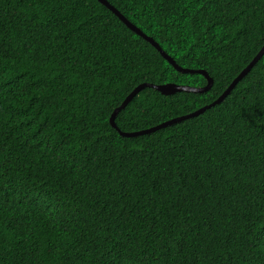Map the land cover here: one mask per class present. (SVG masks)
<instances>
[{
  "label": "trees",
  "instance_id": "trees-1",
  "mask_svg": "<svg viewBox=\"0 0 264 264\" xmlns=\"http://www.w3.org/2000/svg\"><path fill=\"white\" fill-rule=\"evenodd\" d=\"M108 1L214 80L143 88L123 131L264 45V0ZM145 82L208 79L99 0H0V264H264V54L124 136Z\"/></svg>",
  "mask_w": 264,
  "mask_h": 264
},
{
  "label": "water",
  "instance_id": "water-1",
  "mask_svg": "<svg viewBox=\"0 0 264 264\" xmlns=\"http://www.w3.org/2000/svg\"><path fill=\"white\" fill-rule=\"evenodd\" d=\"M101 3L105 4L106 6H108L110 9H112L119 17L121 20L124 21V23L131 28L132 30H134L136 33L142 35L144 38H146L148 41H150L157 49H159L161 51V53L163 54V56L170 62L172 63L176 69H178L181 72H191V73H202L204 74L207 79H208V84L204 87H195V86H189V85H180V84H176V83H165V84H153V83H142L140 85H138L122 102V104L120 106H118L112 113L111 117H110V122L111 124L117 128L119 130V132L124 135V136H137L140 134H148V133H152L158 129H161L163 127L181 122L185 119L197 116L203 112H205L208 108L215 106L216 104L222 102L226 96L231 92V90L237 85V83L243 79L251 70V68L255 65V63L263 56L264 54V45L262 47V49L258 52V54L254 57V59L249 63V65L233 80V82L231 83V85L223 92L222 95H220V97H218L215 101H213L212 103L205 105L199 109H197L196 111L186 114V115H182V116H178L175 118H172L168 121H165L163 123H160L156 126L147 128V129H143V130H139V131H123L121 130L118 125L116 124L115 118L117 116V114L127 106V104L145 87L150 86V87H154L156 89H158L160 92H162L163 94L166 95H170L173 93H176L178 91H193V92H204L209 90L213 83L214 80L213 78L209 75V73L206 70L203 69H189V68H184L182 66H180L179 64H177V62L169 55L167 54L162 47L160 46V44L158 42H156L152 37L146 35L140 28H138L135 24H133L130 20H128L115 6H113L108 0H99Z\"/></svg>",
  "mask_w": 264,
  "mask_h": 264
}]
</instances>
